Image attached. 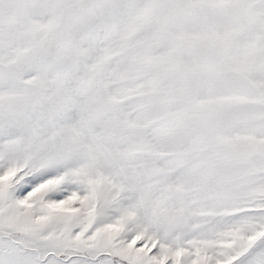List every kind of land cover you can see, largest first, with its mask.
I'll use <instances>...</instances> for the list:
<instances>
[{
    "label": "snow or ice",
    "instance_id": "6c2138e0",
    "mask_svg": "<svg viewBox=\"0 0 264 264\" xmlns=\"http://www.w3.org/2000/svg\"><path fill=\"white\" fill-rule=\"evenodd\" d=\"M0 264H264V0H0Z\"/></svg>",
    "mask_w": 264,
    "mask_h": 264
}]
</instances>
